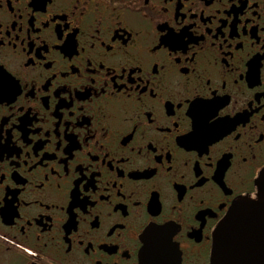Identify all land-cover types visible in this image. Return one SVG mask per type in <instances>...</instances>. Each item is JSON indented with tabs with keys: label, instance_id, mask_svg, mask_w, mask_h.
Returning <instances> with one entry per match:
<instances>
[{
	"label": "flooded vegetation",
	"instance_id": "obj_1",
	"mask_svg": "<svg viewBox=\"0 0 264 264\" xmlns=\"http://www.w3.org/2000/svg\"><path fill=\"white\" fill-rule=\"evenodd\" d=\"M0 83V264H139L151 221L210 264L264 187V0H0Z\"/></svg>",
	"mask_w": 264,
	"mask_h": 264
},
{
	"label": "water",
	"instance_id": "obj_2",
	"mask_svg": "<svg viewBox=\"0 0 264 264\" xmlns=\"http://www.w3.org/2000/svg\"><path fill=\"white\" fill-rule=\"evenodd\" d=\"M264 176V172L262 173ZM257 200L239 198L217 225L212 238L210 264H264V187ZM149 230L143 236L139 264H182L178 246Z\"/></svg>",
	"mask_w": 264,
	"mask_h": 264
},
{
	"label": "snow or ice",
	"instance_id": "obj_3",
	"mask_svg": "<svg viewBox=\"0 0 264 264\" xmlns=\"http://www.w3.org/2000/svg\"><path fill=\"white\" fill-rule=\"evenodd\" d=\"M63 35V33L61 34ZM71 39V38H69ZM164 43L168 44L169 47H171L174 50L177 49H184L187 51V42L184 40V34H170L166 35L164 37ZM94 46V45H93ZM251 74V73H250ZM123 79V77H121ZM133 84L136 83L135 80L132 81ZM210 83V81H209ZM139 86V85H137ZM124 87H129L127 82H125ZM0 89H2V83H0ZM129 90H131L129 88ZM144 91H147V87L145 86ZM191 103L192 108L189 110V115L192 116L193 118V131L190 136H186L185 140H194L199 132H200V110L206 109L207 110V117L206 121L208 122L209 127H215L217 124L221 123V119L219 116V107L216 105L215 101L211 98L208 99H198L195 101H189ZM183 107V105H181ZM179 125H177L178 127ZM2 139V137H0ZM212 160L209 156L208 158V164L211 166ZM257 181H259L260 184H264V176L261 175V172L259 173L257 179H256V184ZM258 198L257 197H252L253 201H256ZM225 217H223L224 219ZM222 219V220H223ZM221 222V221H220ZM152 226H154L153 229L149 230V239L145 241V244H150L151 242V233L155 230L156 233H158L164 240L166 246L170 245L172 237L174 235L173 228L170 226V224H163V225H157L156 221H151L150 222Z\"/></svg>",
	"mask_w": 264,
	"mask_h": 264
}]
</instances>
